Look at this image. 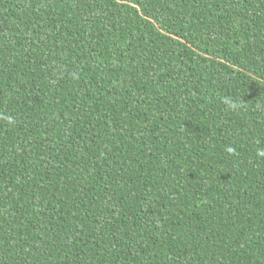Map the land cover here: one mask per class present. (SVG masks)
Instances as JSON below:
<instances>
[{"label": "trees", "instance_id": "trees-1", "mask_svg": "<svg viewBox=\"0 0 264 264\" xmlns=\"http://www.w3.org/2000/svg\"><path fill=\"white\" fill-rule=\"evenodd\" d=\"M260 150L264 0H0V264H264Z\"/></svg>", "mask_w": 264, "mask_h": 264}, {"label": "clouds", "instance_id": "clouds-1", "mask_svg": "<svg viewBox=\"0 0 264 264\" xmlns=\"http://www.w3.org/2000/svg\"><path fill=\"white\" fill-rule=\"evenodd\" d=\"M233 107H235V105H233ZM227 151H228L230 154H233V155L237 154V153H236V149L233 148V147H228V148H227ZM257 154H258V156L264 157V150H260Z\"/></svg>", "mask_w": 264, "mask_h": 264}]
</instances>
